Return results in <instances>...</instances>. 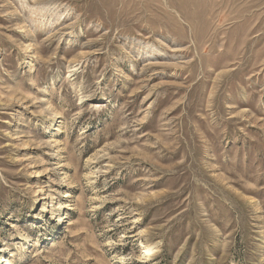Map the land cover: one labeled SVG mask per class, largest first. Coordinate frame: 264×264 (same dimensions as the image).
Listing matches in <instances>:
<instances>
[{
  "label": "rangeland",
  "instance_id": "obj_1",
  "mask_svg": "<svg viewBox=\"0 0 264 264\" xmlns=\"http://www.w3.org/2000/svg\"><path fill=\"white\" fill-rule=\"evenodd\" d=\"M0 264H264V0H0Z\"/></svg>",
  "mask_w": 264,
  "mask_h": 264
}]
</instances>
